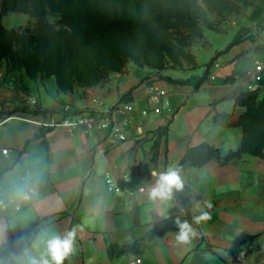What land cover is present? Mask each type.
<instances>
[{"label": "crops", "instance_id": "obj_1", "mask_svg": "<svg viewBox=\"0 0 264 264\" xmlns=\"http://www.w3.org/2000/svg\"><path fill=\"white\" fill-rule=\"evenodd\" d=\"M259 26L247 27L243 37L231 29L213 47L214 55L204 63L198 60L199 70L153 72L129 65L102 86L70 92L60 91L51 76L42 86L29 85L32 92L24 97L1 87L0 191L14 198L32 187L37 192L20 212L0 209V264H27V255L39 259L45 255L46 238L74 228L76 252L64 264H127L136 257L143 264H264V155L244 154L226 164L212 159L180 171L185 185L202 196L191 213L211 205L210 218L193 223L198 235L187 245L176 243V231L151 237L155 222L180 214L175 195L166 203L147 199L155 183L152 172L178 168L189 146L208 143L224 153L240 146L243 132L236 123L245 107L237 99L250 93L264 97V81L257 93L247 88L248 72L264 61V13ZM153 83L167 91L171 113L141 114L152 107L148 94ZM129 91L134 110L119 116L126 118L127 139L121 143L111 145L104 129L79 127L70 134L54 126L66 114L64 107L99 110L101 100L105 109ZM32 98L36 107L51 112H27ZM217 113L232 114L233 125L216 122ZM42 126L52 129L32 140ZM108 174L117 181L126 175L144 191L131 198L113 193L105 183ZM107 240L125 251L110 256Z\"/></svg>", "mask_w": 264, "mask_h": 264}, {"label": "rangeland", "instance_id": "obj_2", "mask_svg": "<svg viewBox=\"0 0 264 264\" xmlns=\"http://www.w3.org/2000/svg\"><path fill=\"white\" fill-rule=\"evenodd\" d=\"M45 5L44 29H36L35 18L23 12L1 20L19 33L25 27L34 30L25 44L12 47L10 60L0 51V88L9 86L22 97L32 92L29 85L42 86L51 76L58 88L70 92L102 86L129 65L153 72L199 70L198 60L204 63L207 55H214L213 47L231 29L241 37L247 27L259 30L264 13V0H45ZM64 9L83 19L138 17L142 27L89 33L83 22L57 25V11Z\"/></svg>", "mask_w": 264, "mask_h": 264}, {"label": "trees", "instance_id": "obj_3", "mask_svg": "<svg viewBox=\"0 0 264 264\" xmlns=\"http://www.w3.org/2000/svg\"><path fill=\"white\" fill-rule=\"evenodd\" d=\"M11 12H23L33 16L35 18L34 25L36 29H44L48 26L45 21L47 14L45 0H0V51L8 60H10L11 57L10 50L12 47L25 44L27 39L34 34V30L30 27L22 28V33H19L14 27L6 28L1 20ZM57 12L60 13L59 18L56 21L57 25L75 27L79 22H83L84 28L89 33L128 31L132 29H140L142 27V22L138 17L93 20L91 18L83 19V17L68 12L67 9L62 11L58 10ZM240 39L241 37H239L235 43L239 42ZM218 54L219 52H217L210 62L206 64L207 70L213 64ZM133 89L134 87L131 91ZM59 90L67 92L66 89L62 87H59ZM131 91L123 94L119 101H128ZM237 101L245 107L238 123H236V125L241 127L243 132L240 146L236 150H230L225 153L208 143L189 146L185 155L179 162L178 169L180 171L189 167H201L212 159H217L221 164H226L232 159L242 158L244 154L260 157L264 155V97L259 98L256 94L250 93L238 98ZM25 110L33 114H47L51 112L49 110L40 109L39 107L30 109L26 108ZM13 112L14 111H8L7 114H12ZM231 117L232 114L229 113H217L215 115V121L223 125H233ZM51 129V126H42L32 140L44 136L45 133ZM174 195L177 202L185 209V213L173 214L155 222L151 237L160 236L171 231H177L174 226V219L178 215L182 220L186 219L192 223V217L201 214V212L197 214L191 213L193 204L196 201L201 200L202 196L197 194L190 186L185 185L182 191L175 192ZM202 212H208L210 214L211 208L208 207ZM107 244L110 256H113L115 252L125 251L124 246L120 247L119 250H115V244L108 240Z\"/></svg>", "mask_w": 264, "mask_h": 264}, {"label": "built area", "instance_id": "obj_4", "mask_svg": "<svg viewBox=\"0 0 264 264\" xmlns=\"http://www.w3.org/2000/svg\"><path fill=\"white\" fill-rule=\"evenodd\" d=\"M249 82L247 88L251 92L257 93L264 81V61L255 63L252 69L248 72ZM167 91L161 86L153 83L149 85L148 102L152 107L143 109L142 115H147L149 112L160 114L163 110L168 113L172 112V109L165 102ZM36 100L30 99V105L33 108L36 107ZM99 110H89L83 112L69 111L68 107H64L66 113L54 126L65 129L68 133L72 134L74 131L83 127L87 131L92 129H104L107 133V139L111 145H116L127 139V136L123 130V125L126 123V118L120 120L119 116H125L134 110V106L129 101H117L113 106L104 109V102L97 100ZM8 149H4L3 153L7 154ZM105 183L107 188L113 193L125 192L126 195L131 198L138 192H143V187H133L129 180V177L124 175L121 181H117L111 175H106ZM143 190V191H142ZM37 192L35 187L28 189L19 198L6 197L0 191V209L7 211L10 207L15 212H20L25 204H29L33 201V198ZM115 264V263H114ZM117 264V263H116ZM127 264H143L141 257H136Z\"/></svg>", "mask_w": 264, "mask_h": 264}, {"label": "clouds", "instance_id": "obj_5", "mask_svg": "<svg viewBox=\"0 0 264 264\" xmlns=\"http://www.w3.org/2000/svg\"><path fill=\"white\" fill-rule=\"evenodd\" d=\"M155 177V183L147 190V199L151 203H166L173 199L174 193L182 191L185 187L184 180L178 168H168L160 172H152ZM143 191V190H142ZM211 207V205H209ZM185 209L180 207V213L183 214ZM208 212H201L200 215L192 217V223L188 220H182L178 215L174 219V226L177 229L175 241L178 245H187L198 235L194 224H200L201 221L208 219ZM3 229L0 227V233ZM76 229L67 231L63 235H52L44 241L45 255L37 259L34 256L27 255V264H64L65 260L76 252Z\"/></svg>", "mask_w": 264, "mask_h": 264}]
</instances>
